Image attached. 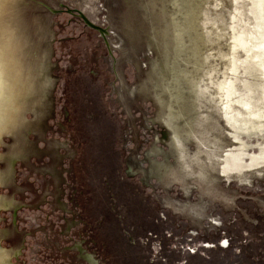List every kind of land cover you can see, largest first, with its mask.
<instances>
[{
    "label": "water",
    "instance_id": "1",
    "mask_svg": "<svg viewBox=\"0 0 264 264\" xmlns=\"http://www.w3.org/2000/svg\"><path fill=\"white\" fill-rule=\"evenodd\" d=\"M4 13L0 264H264V162L179 148L124 0H4Z\"/></svg>",
    "mask_w": 264,
    "mask_h": 264
},
{
    "label": "rangeland",
    "instance_id": "2",
    "mask_svg": "<svg viewBox=\"0 0 264 264\" xmlns=\"http://www.w3.org/2000/svg\"><path fill=\"white\" fill-rule=\"evenodd\" d=\"M124 2L142 79L179 148L263 163L264 0Z\"/></svg>",
    "mask_w": 264,
    "mask_h": 264
},
{
    "label": "clouds",
    "instance_id": "3",
    "mask_svg": "<svg viewBox=\"0 0 264 264\" xmlns=\"http://www.w3.org/2000/svg\"><path fill=\"white\" fill-rule=\"evenodd\" d=\"M5 13H4V0H0V32L3 31V27L5 24V19H4ZM3 124V119L0 117V125ZM4 130L7 134L11 135H16L19 131V127H10V128H5L2 129ZM206 179V178H205ZM205 195H210V193H205ZM168 207H172L170 204H166ZM200 210L199 205H190L187 207H176L174 208V211L180 212L181 214H188V215H196V213Z\"/></svg>",
    "mask_w": 264,
    "mask_h": 264
},
{
    "label": "bare ground",
    "instance_id": "4",
    "mask_svg": "<svg viewBox=\"0 0 264 264\" xmlns=\"http://www.w3.org/2000/svg\"><path fill=\"white\" fill-rule=\"evenodd\" d=\"M202 90V89H201ZM176 136V139L178 140V134L175 135ZM178 142V141H177ZM223 160V159H222Z\"/></svg>",
    "mask_w": 264,
    "mask_h": 264
},
{
    "label": "flooded vegetation",
    "instance_id": "5",
    "mask_svg": "<svg viewBox=\"0 0 264 264\" xmlns=\"http://www.w3.org/2000/svg\"><path fill=\"white\" fill-rule=\"evenodd\" d=\"M177 134V133H176Z\"/></svg>",
    "mask_w": 264,
    "mask_h": 264
}]
</instances>
